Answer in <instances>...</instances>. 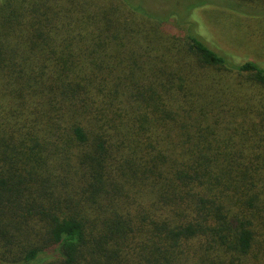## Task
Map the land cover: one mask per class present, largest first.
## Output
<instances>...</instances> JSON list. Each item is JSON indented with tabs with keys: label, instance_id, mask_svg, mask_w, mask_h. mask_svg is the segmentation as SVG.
<instances>
[{
	"label": "trees",
	"instance_id": "1",
	"mask_svg": "<svg viewBox=\"0 0 264 264\" xmlns=\"http://www.w3.org/2000/svg\"><path fill=\"white\" fill-rule=\"evenodd\" d=\"M142 6L0 0V264H264V65Z\"/></svg>",
	"mask_w": 264,
	"mask_h": 264
},
{
	"label": "rangeland",
	"instance_id": "2",
	"mask_svg": "<svg viewBox=\"0 0 264 264\" xmlns=\"http://www.w3.org/2000/svg\"><path fill=\"white\" fill-rule=\"evenodd\" d=\"M140 6L153 15L162 17L168 14H181L184 18L192 19L196 33L206 44L210 45L218 52L230 59L234 63H243L249 60H256L264 65V55L251 48L244 46L247 42L244 32L250 30L251 33L261 34L259 27H264V23L250 18H239L232 11L223 6H211L198 12L195 9H188L192 1L188 0H134ZM209 4H212L210 0ZM142 4V5H141ZM215 5V3L213 2ZM185 13H181L184 12ZM249 29V30H246Z\"/></svg>",
	"mask_w": 264,
	"mask_h": 264
}]
</instances>
